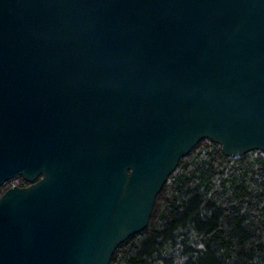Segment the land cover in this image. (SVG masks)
I'll return each instance as SVG.
<instances>
[{
    "label": "water",
    "instance_id": "obj_1",
    "mask_svg": "<svg viewBox=\"0 0 264 264\" xmlns=\"http://www.w3.org/2000/svg\"><path fill=\"white\" fill-rule=\"evenodd\" d=\"M204 138L264 152V0H0V264H109Z\"/></svg>",
    "mask_w": 264,
    "mask_h": 264
},
{
    "label": "trees",
    "instance_id": "obj_2",
    "mask_svg": "<svg viewBox=\"0 0 264 264\" xmlns=\"http://www.w3.org/2000/svg\"><path fill=\"white\" fill-rule=\"evenodd\" d=\"M16 176L0 187L26 186ZM109 264H264V152L200 140L157 194L147 226Z\"/></svg>",
    "mask_w": 264,
    "mask_h": 264
},
{
    "label": "flooded vegetation",
    "instance_id": "obj_3",
    "mask_svg": "<svg viewBox=\"0 0 264 264\" xmlns=\"http://www.w3.org/2000/svg\"><path fill=\"white\" fill-rule=\"evenodd\" d=\"M27 184L26 185H28L29 183L28 182H26Z\"/></svg>",
    "mask_w": 264,
    "mask_h": 264
}]
</instances>
